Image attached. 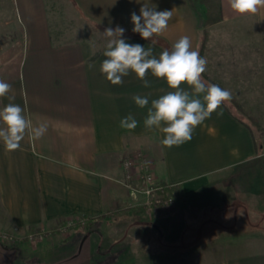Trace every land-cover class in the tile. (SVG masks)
I'll return each mask as SVG.
<instances>
[{
    "label": "crops",
    "instance_id": "0c3cea01",
    "mask_svg": "<svg viewBox=\"0 0 264 264\" xmlns=\"http://www.w3.org/2000/svg\"><path fill=\"white\" fill-rule=\"evenodd\" d=\"M59 1L0 0L4 8L13 11L24 40L18 75L5 81L11 85V91L0 98L1 108L8 103L18 104L24 109V115L32 120L33 126L41 123L48 126L47 132L36 141L26 135L18 150L8 151L0 142V203L10 227L29 231L35 226L56 225L72 214H91L95 217L93 223L101 224L110 218L111 213L115 218L121 217L119 206L131 204L139 209L147 198L142 191L131 192L130 183L124 180L121 163L124 154L155 140L160 153V159L155 161L158 178L181 187L176 210L181 215L177 231H190L186 227L192 223L187 219L183 229V210L190 205L187 200H194L205 190L213 198V203H206V207L211 213L222 212V199L230 193L226 190H230V185L237 180L238 176L234 175L238 173L237 169L257 157L252 132L248 124L241 121L244 118L236 114L228 103L222 104L211 118L194 130L190 141L179 147L161 146L163 134L147 129L144 120L151 101L172 89L150 72L147 79L151 86L147 88L134 73L124 77L123 84L109 82L99 70L106 59L103 55L106 44L95 49L89 39H70V28L52 14L60 7ZM62 1L69 10L71 4L94 23L130 30L134 27L131 13L139 15L143 5L157 11L172 10L168 28L159 36L171 47L181 37L188 36L192 49L198 51L199 18L190 0ZM218 3L222 20L241 26L255 23L264 45V7L253 15H239L231 10L228 0H218ZM253 37L256 39L250 32L232 35L238 42L234 49L230 47L227 50V81L239 85L233 97L238 100L241 90L245 98L252 101L250 95L253 94L256 106L264 113V60H254L256 56L247 47V41ZM122 38L130 44L138 43L146 50L151 47L157 58L166 49L154 39L155 43L132 36ZM97 51L99 55L93 58ZM219 55L220 52L217 57ZM90 63L94 65L91 69L88 67ZM181 87L190 94L193 91L186 84ZM248 90L249 95L246 94ZM136 95L147 97L149 105L145 108L137 106L133 100ZM10 97L14 99L10 100ZM239 102L242 106L245 103ZM129 114L138 122L133 130L120 127V120ZM206 200H209L208 196ZM200 201V205L204 204L203 199ZM104 214L105 217L100 218ZM230 214L235 218L238 211ZM255 216H260L261 222L264 210ZM214 217L216 222L213 224H228L230 215L224 212ZM169 225L167 227L172 231L173 226ZM233 229H222L227 233L225 237L210 235V240L202 237L194 244H230L226 238L235 237L236 233L230 232ZM261 232L264 228L255 231ZM254 241L233 242L226 246L228 250L223 252L224 255L193 264H264V251H234L261 243ZM0 246V250L2 247L17 250L13 256L0 252V264H13V257L28 255L21 245ZM217 252L221 253L216 249L211 251L212 254ZM63 264L94 262L88 258L83 261L69 259Z\"/></svg>",
    "mask_w": 264,
    "mask_h": 264
},
{
    "label": "rangeland",
    "instance_id": "374dc122",
    "mask_svg": "<svg viewBox=\"0 0 264 264\" xmlns=\"http://www.w3.org/2000/svg\"><path fill=\"white\" fill-rule=\"evenodd\" d=\"M190 1L199 18L198 52L203 31L205 30L209 34V49L205 57L207 61L205 73L207 75L205 76L203 73V79L211 84L219 82L224 89L231 92V96H236L235 91L239 85L227 81L229 67L227 50L237 46L238 41L233 40L232 35L250 32V34H255L256 39L253 37L251 41H247V47L256 56L254 60H264V45H262L259 32H257V25L251 22L241 26L222 20L219 17L218 0ZM59 4L58 10L54 9L52 14L56 20H61L70 28V39H89L95 49H100L107 44V38L102 35V32L108 27L115 29L116 26L94 23L82 16L71 4L70 10L62 0L59 1ZM123 28L125 29L123 37L132 36L142 39L139 33ZM21 33V26L17 24L13 11L8 7L4 8L0 2V80L7 81L18 75L20 52L24 48ZM235 38L237 37L234 36ZM152 39L161 43L166 49L172 48L161 36H154ZM218 52L220 55L217 57ZM249 93V90L246 91L247 95ZM238 94V100L245 101L243 106L246 108V112L240 111L230 101H226V103L252 126L255 134L259 137L258 128L250 116L260 118L264 125V113L261 112L262 110L259 111V106H256L258 104L254 101L253 94L250 95L252 101L246 99L241 90ZM1 107L0 103V109H2ZM158 158L160 159V153L156 140L142 144L139 149L124 154L121 163L124 180L126 183H130L131 192L136 194L142 191L147 199H145V205L140 206L139 209L131 204L119 206V213L122 216L115 218L113 217L114 213H111L108 216L110 218L106 219L107 221L103 220L101 224L92 222L93 224L87 225V222L81 218L80 220L76 219L72 214L66 217L65 222L56 225L35 226L29 231L15 230L10 227L0 203V245L6 244L11 247L17 244L23 246L26 253L28 251V255L13 257V264H63L69 259L83 261L87 258L91 259L94 264H193L224 255L223 252L228 250L226 249L227 245L229 246L233 242H242V240H259L261 243L250 244L249 248L234 251L240 253L264 251V232L255 233L258 228H264V217L260 222V216H255L259 214L260 210H264V146L261 147V152L257 153L255 159L237 169L238 173L234 174L238 176L237 180L233 183L234 185H230V190L225 189L230 193L222 199V212L220 210L211 213L206 207V203H213V198L207 190L204 191V194L200 195L199 193L196 200H187L186 203L190 205L188 204L189 207L184 208L182 220L183 229L186 227V219L192 223L190 227H186L190 230L188 233L177 231V228L180 229L179 221L181 219V215L176 211L178 209L177 200H175L176 204L173 208L164 210L162 206L155 203L151 205L157 197H162V195H157L159 191L155 193L156 197L152 193L148 195L145 192L146 184L143 182V178L148 172L154 173L157 185L161 186L155 169V161ZM207 196L209 200H206ZM200 198L203 199L202 203L204 204L202 205L199 204L201 203ZM204 208L207 210L202 211ZM233 211H238V216L236 215L235 218L230 214ZM224 212L230 215L228 224H213L216 222L214 216ZM233 220L236 221L234 225L232 224ZM105 223L109 226L107 227ZM157 225L159 228L156 227ZM167 225L173 226V230L171 231ZM227 228H235L230 232L236 233L235 237L226 238V241L229 239L230 244H194L202 237L210 240V235L218 234L217 236L225 237L227 233L222 229ZM167 229L170 231L168 232ZM242 233L243 236H241ZM245 245L248 244L245 243ZM2 248L0 252L7 256L10 254L13 256L14 252H17V250ZM213 248L220 250L221 253L212 254ZM185 251L188 252L186 257L183 254Z\"/></svg>",
    "mask_w": 264,
    "mask_h": 264
},
{
    "label": "clouds",
    "instance_id": "9594fccd",
    "mask_svg": "<svg viewBox=\"0 0 264 264\" xmlns=\"http://www.w3.org/2000/svg\"><path fill=\"white\" fill-rule=\"evenodd\" d=\"M228 3L231 10L239 15H253L264 7V0H228ZM139 13H131L132 31L152 43H155L154 36H159L168 28L173 15L172 10L157 11L145 5ZM124 32L125 29L120 26L115 29L108 27L102 32L107 38L103 52L106 59L99 70L113 85L123 84V78L130 73H134L145 88L151 86L147 79L149 72L153 77L163 79L172 91L151 101L144 126L163 134L161 146L179 147L192 139L194 130L211 118L213 112L231 100V92L203 79L207 61L192 49L188 36L181 37L170 50H163L157 58L151 47L146 50L138 43H127L122 38ZM88 67L91 69L94 65L90 63ZM184 84L192 88L191 94L181 87ZM10 91L11 85L0 80V98ZM133 100L140 108L149 105L147 97L136 95ZM137 124L131 114L120 120V127L127 130L135 129ZM47 130L45 123L33 126L32 120L24 115V109L18 104L8 103L0 109V142L8 151L18 150L26 135L36 141Z\"/></svg>",
    "mask_w": 264,
    "mask_h": 264
},
{
    "label": "trees",
    "instance_id": "16d2710c",
    "mask_svg": "<svg viewBox=\"0 0 264 264\" xmlns=\"http://www.w3.org/2000/svg\"><path fill=\"white\" fill-rule=\"evenodd\" d=\"M203 32L204 33L202 35L199 53H200V56L201 57L205 58L206 57V54L208 52V49H209L208 48L209 34L205 30ZM99 53L100 52L97 51L95 53V55L93 56V58H96L99 55ZM204 75L206 76L207 74L204 73ZM216 85H218V86H220L221 88L224 89V87L221 84H219V82H216ZM229 101L232 102L240 111L242 110L243 112H246L244 110L243 106L240 104V102L237 100L236 97L231 96V100H229ZM225 103H224V105H226ZM250 119L257 126L258 131H259V137H257V135L255 134V132H254L252 126H250V124H248L244 120H241V121L243 123L248 124L247 126L250 128V130L252 132V135H253V138H254V141H255L256 152L259 154L261 152V147L264 146V125L261 123L260 118H258L256 116H253L252 115V116H250ZM260 141H262V142H260ZM261 144H262V146H261ZM160 184H161L163 190L162 191H159L157 193V195H162L163 196L164 194H171V195H173L175 197V200H177V201L180 200L181 197L178 195V193L181 191L180 185L169 184V183L163 182L161 180H160ZM73 216H75L76 219H78V220H80V218H81V220L87 222V225L88 224H91L93 222V220L95 219V217L92 216L91 214H74ZM103 217H105V214L102 215V216H100V218H103ZM65 221H66V218H63L62 219V222H65ZM156 227L159 228L158 225ZM30 229H34V227H31ZM183 254H184V257L188 256V252L187 251L183 252Z\"/></svg>",
    "mask_w": 264,
    "mask_h": 264
},
{
    "label": "built area",
    "instance_id": "2783aa9c",
    "mask_svg": "<svg viewBox=\"0 0 264 264\" xmlns=\"http://www.w3.org/2000/svg\"><path fill=\"white\" fill-rule=\"evenodd\" d=\"M143 182L146 184L145 185V192L148 195H150L152 193V195L154 194V196L156 197L155 193L157 191H162L163 190L162 186L157 185L154 173H152V172L151 173L148 172L144 176ZM153 203H155L158 206H162V209H164V210H168L170 208H173L174 205L176 204L175 197L173 195H171V194H164L162 197H157L154 201H152L151 205Z\"/></svg>",
    "mask_w": 264,
    "mask_h": 264
}]
</instances>
